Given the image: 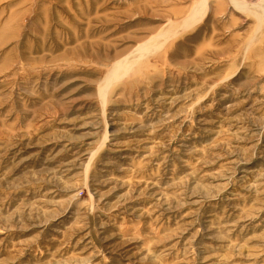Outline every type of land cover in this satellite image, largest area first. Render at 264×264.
I'll return each instance as SVG.
<instances>
[{
    "label": "rangeland",
    "instance_id": "rangeland-1",
    "mask_svg": "<svg viewBox=\"0 0 264 264\" xmlns=\"http://www.w3.org/2000/svg\"><path fill=\"white\" fill-rule=\"evenodd\" d=\"M0 264H264V0H0Z\"/></svg>",
    "mask_w": 264,
    "mask_h": 264
},
{
    "label": "bare ground",
    "instance_id": "bare-ground-1",
    "mask_svg": "<svg viewBox=\"0 0 264 264\" xmlns=\"http://www.w3.org/2000/svg\"><path fill=\"white\" fill-rule=\"evenodd\" d=\"M206 11H207V5H205L204 7H203V5H202L201 9L198 10L196 13H194V14L192 15V17H191L190 19H188V20L192 23V22L195 21L197 18H199V20L201 21L202 18L204 17V15H205ZM199 23H200V22H199Z\"/></svg>",
    "mask_w": 264,
    "mask_h": 264
}]
</instances>
